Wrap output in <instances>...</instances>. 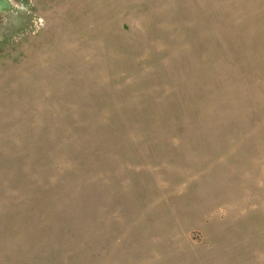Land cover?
Masks as SVG:
<instances>
[{
    "label": "rangeland",
    "instance_id": "1",
    "mask_svg": "<svg viewBox=\"0 0 264 264\" xmlns=\"http://www.w3.org/2000/svg\"><path fill=\"white\" fill-rule=\"evenodd\" d=\"M7 1L0 264H264V211L193 207L264 154V0Z\"/></svg>",
    "mask_w": 264,
    "mask_h": 264
},
{
    "label": "crops",
    "instance_id": "2",
    "mask_svg": "<svg viewBox=\"0 0 264 264\" xmlns=\"http://www.w3.org/2000/svg\"><path fill=\"white\" fill-rule=\"evenodd\" d=\"M239 134L253 132L245 131ZM214 166L213 190L216 191V198L207 202L209 205H205V209L199 203L193 207L208 213V207H216L220 202L222 213H227L228 218L236 216L239 219H246L264 211V154H255L247 143L236 155L226 152L217 157ZM219 193L221 196L218 198ZM222 197L226 198L223 203Z\"/></svg>",
    "mask_w": 264,
    "mask_h": 264
},
{
    "label": "water",
    "instance_id": "3",
    "mask_svg": "<svg viewBox=\"0 0 264 264\" xmlns=\"http://www.w3.org/2000/svg\"><path fill=\"white\" fill-rule=\"evenodd\" d=\"M2 1H4L6 5H5L4 8L1 9L0 11L8 10V8H10V4H9V2H8L7 0H2Z\"/></svg>",
    "mask_w": 264,
    "mask_h": 264
},
{
    "label": "bare ground",
    "instance_id": "4",
    "mask_svg": "<svg viewBox=\"0 0 264 264\" xmlns=\"http://www.w3.org/2000/svg\"><path fill=\"white\" fill-rule=\"evenodd\" d=\"M5 5H6L5 2L0 0V10L3 9Z\"/></svg>",
    "mask_w": 264,
    "mask_h": 264
}]
</instances>
